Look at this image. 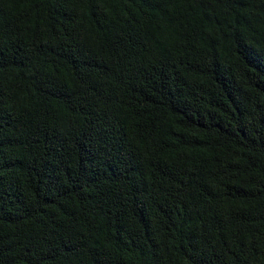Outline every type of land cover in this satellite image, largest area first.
I'll return each mask as SVG.
<instances>
[{"label":"trees","instance_id":"obj_1","mask_svg":"<svg viewBox=\"0 0 264 264\" xmlns=\"http://www.w3.org/2000/svg\"><path fill=\"white\" fill-rule=\"evenodd\" d=\"M0 264H264V0H0Z\"/></svg>","mask_w":264,"mask_h":264}]
</instances>
